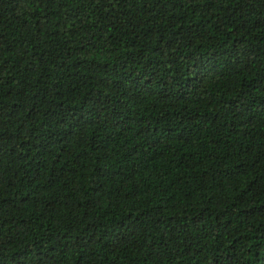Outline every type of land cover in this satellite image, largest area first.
Instances as JSON below:
<instances>
[{"label": "trees", "instance_id": "obj_1", "mask_svg": "<svg viewBox=\"0 0 264 264\" xmlns=\"http://www.w3.org/2000/svg\"><path fill=\"white\" fill-rule=\"evenodd\" d=\"M0 264H264V0H0Z\"/></svg>", "mask_w": 264, "mask_h": 264}]
</instances>
